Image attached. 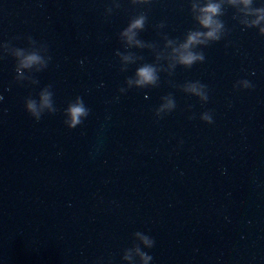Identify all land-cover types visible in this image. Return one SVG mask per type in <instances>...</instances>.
Here are the masks:
<instances>
[{"label": "water", "instance_id": "95a60500", "mask_svg": "<svg viewBox=\"0 0 264 264\" xmlns=\"http://www.w3.org/2000/svg\"><path fill=\"white\" fill-rule=\"evenodd\" d=\"M0 97V264H264V0H0Z\"/></svg>", "mask_w": 264, "mask_h": 264}, {"label": "clouds", "instance_id": "9594fccd", "mask_svg": "<svg viewBox=\"0 0 264 264\" xmlns=\"http://www.w3.org/2000/svg\"><path fill=\"white\" fill-rule=\"evenodd\" d=\"M202 11L204 12V16L201 19L200 23L203 27L209 28L211 30L208 31L207 33H202V32L191 33L188 36L187 42L182 45V48L185 50L189 49L190 46L193 44L206 43V39L219 40V36H217L216 34V28L212 27L213 24L215 23V21L213 20V16L218 12V6L214 4H208L207 7L202 9ZM144 23H145V17L140 16L138 19L134 20V22H132L127 27L126 30L123 31L122 35L127 36L129 42L133 41V38L136 35L134 29H142L144 27ZM217 27H220V25H217ZM201 37H205L206 39H201ZM137 43H139V41H137ZM37 59L38 57H36L35 55L28 56L25 61V66L30 65L32 62L36 61ZM204 59L205 57L203 53L195 54L191 51H186L182 53L179 57L180 63L188 67H191L197 60L203 61ZM154 71H155L154 68L151 67L150 65H145L143 67H140L137 70V76L139 77V79L136 80V83L138 85L155 83L156 76L154 74ZM195 83H199V82L198 81L194 82L191 91H193L197 95H200V93L197 91L195 87ZM201 87H205V85H201ZM121 91H123V89H121ZM0 99H2V97H0ZM204 99H207V97L205 96ZM43 102H44V106L47 107L48 96L43 97ZM171 106L174 107L175 105L172 104ZM26 111L31 116H34L35 120L37 121L40 120L41 116L40 113L37 112L35 102H29L26 105ZM51 111L54 113L56 109H51ZM66 112L67 115L70 117V123H68L67 121L65 122L68 123L69 129H73L82 123L83 119L89 115L90 110L85 107L83 99L81 97H77V103L70 105L67 108ZM202 120H204L206 123L209 124L213 122L211 115L207 113L202 117ZM143 240L146 245H148L149 247H153L154 240L152 238H150L149 236H145L143 237ZM141 255L144 257L146 262L148 260L153 259L152 256L146 253H142Z\"/></svg>", "mask_w": 264, "mask_h": 264}]
</instances>
